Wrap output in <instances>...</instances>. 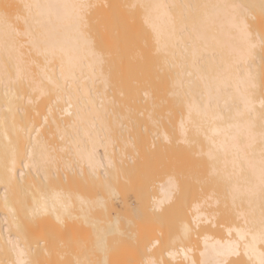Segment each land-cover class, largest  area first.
Wrapping results in <instances>:
<instances>
[{"label":"bare ground","instance_id":"1","mask_svg":"<svg viewBox=\"0 0 264 264\" xmlns=\"http://www.w3.org/2000/svg\"><path fill=\"white\" fill-rule=\"evenodd\" d=\"M104 2L107 9L97 7L99 0H0V264H160L162 254L176 264H264V48L245 6L264 0ZM124 8L126 26L117 13ZM113 26L123 47L140 33L155 45L164 72L162 102L178 113L170 123L180 142L182 176L159 181L156 189L152 185L151 200L136 207L125 199L106 207L111 198L92 201L63 187L49 195L37 189L38 197L35 176L46 178V165L54 169L58 152L38 136L39 125L34 128L29 113L50 85L70 114L67 122L52 119L66 141L57 149L72 153L78 176L87 175L101 188L110 181L120 186L127 167L136 165V153L130 154L135 151L127 149L130 135L115 128L120 120L109 118L113 101L106 55H114L116 47L106 32ZM99 32L107 41L102 48ZM117 139L123 147L116 146ZM142 183L124 184L138 197ZM175 195L186 202L192 198L184 203L190 215L178 232L194 248L181 245L164 253L158 241L147 242V224L137 223L144 214L150 219L161 212L171 215L165 208ZM98 207L115 213L99 219ZM226 212H232L231 222ZM73 232L82 240L64 241ZM124 239L135 242L133 257L127 252L133 247L121 246Z\"/></svg>","mask_w":264,"mask_h":264},{"label":"rangeland","instance_id":"2","mask_svg":"<svg viewBox=\"0 0 264 264\" xmlns=\"http://www.w3.org/2000/svg\"><path fill=\"white\" fill-rule=\"evenodd\" d=\"M104 1L105 0H99V4L97 5V7H99V9H107L108 8V6L105 4ZM245 6L247 8L251 9V15L249 17V22H250L251 28L253 30H257V32H259V34L263 40L262 46L264 48V3L251 2V3H245ZM115 8H117L116 3H115ZM125 9L126 8H124L123 10L119 9L117 12L121 18V24L124 26L129 24L128 18H127L128 11ZM100 21L101 20L99 19L98 22L101 23ZM106 33H108L110 35L111 40H112L114 46L116 47V49H114V55L113 54L110 56L106 55V58L108 60L107 71L109 73V78H110L108 93L111 96L112 101H113V106H112L109 118L111 120L116 119V120L121 121L117 127L115 126V128L118 129L119 131L122 129L123 130L122 134L124 136L130 135V137H131L130 141L132 143L129 146H127V149L132 148V150L135 151V152H133L131 150V152H133V153L129 152L132 155L134 153H136V154H134V155H136V157L134 156L136 159V162H135L136 165H134L135 167L134 166L133 167L132 166L127 167V171H124L125 179L122 181H123V184L125 183L128 186L129 185L132 186V184H133L132 187H134V184L138 185V183H139V186H141L140 183H142V181L144 180L145 182L142 184L146 183L147 185L145 184V187L144 186H143L144 188L142 187L143 190H145L149 184L151 186L149 185V187H147V190H145L144 193H143V190L141 189L142 192L141 191H140L141 193L138 192L140 196L138 195V197L136 196L137 197L136 198L135 194H132V195L130 194L131 192L129 191V189L126 187L125 184H124L125 185L124 186L123 184L121 185V183H120V186H118L119 184L116 183L114 185V187L117 186L115 188V189H117L116 190L117 192L115 194L112 192V189H110L113 187V185H112L113 181H110L111 186H109L110 185V183H109L106 185V188H101V186L97 187V184H95V183L93 184L87 175L84 176L83 174H80L81 176H78L80 172L78 171L79 173L77 174L76 173L77 171H75L78 168V167H76L77 164L74 163L75 165L74 164L73 165L75 167H73L72 163H70L73 161V160H71V159H73L71 156L72 153H71V155H69L68 149H66V151H64V153H63V151H60L59 149H57L61 145H64V143L66 141L64 142V140H63L64 138L62 136L60 138L59 133L57 134L58 131H56V126H55V123L53 122L52 119L54 118L57 121L64 120L67 122L69 120L70 114H67L64 111L67 103H65L62 100H58L56 98V96L58 94L60 95V92L54 91V87L52 85H50V90H49L50 92L46 96L43 97L44 99L41 98L40 100H38L36 102L35 105H32L31 107L33 108V110L29 113L30 114L29 119L31 121H33L34 128L38 125L40 127V128L39 127L36 128V129H38V132H39L38 136L41 137L43 139V141H45V143H47V145L50 146V148L53 147L55 149L57 147L55 150H57L56 152H58V153H56L57 154V160H56V162H57L56 166L57 167L55 166L57 168L56 171L54 170L55 167H53L54 169H51L54 164L51 165L49 163L48 165H46L47 168L45 167L46 168L45 170H47V171L49 170L48 174L46 173L47 171H45V173H46V175L44 174V176H46L45 179L43 178L42 173L40 174V176L38 175L40 178L38 176H35L34 182L37 183V178L41 180V181L38 180V181H40L38 183V184H40V186L37 185L36 183H34V186L37 188L35 191V187H34L33 191L35 192V194H36V192H37V194H39L38 197L41 194L38 192L39 190H40V192L43 191V193H45V195L46 194L49 195L50 192L55 190V188L58 187L57 189L59 190V188L63 187L64 189L67 188V190L71 191V193L74 194L75 196L82 194L84 198H86L88 200L91 199L92 201H94V198L96 199V198L102 197V195L105 199L111 198L110 200L106 199V201H105V203H106L105 205H107L106 207H108L111 204V202H113L117 205L120 203L117 201H120L122 199L129 200V202L132 203L133 206L136 207L137 205L141 206L142 204H140V203H143L144 199H145V201H147L146 199L148 198L147 202H149V199L151 200V196L149 194H151V195L153 194L152 191H154V187L156 186V184H158L157 182L163 181L166 178H181V176H182V172L180 171L181 169L179 168V156H178V147H179L180 142H179V139L177 137V132H175L173 129H171V127H173V126H171V123H170L171 121L173 122L172 125H174L176 123L175 121H177L176 119H178L177 118L178 113L176 112V110H174V108L168 109L167 108L168 104L167 103L164 104V102H162V99H161L162 92H161V89L159 87V84L163 80V73L164 72H163V68H162L161 63L159 62V60L156 57V53H154V50H155L154 43L152 42V40L147 35L140 33L139 35H137V36L135 35L133 37L131 44L129 46L123 47V45L120 43V40H119L121 37V33L118 32V30L116 29L115 26L110 28V30L107 31ZM97 41H98V45L100 48H102V46L107 42L106 37L101 32L98 33ZM127 80L130 84H129V86H127L125 88L123 86H124V82H126ZM97 87L101 88L102 85L98 84ZM17 91L20 92L18 88H17ZM49 110L51 111V116L47 117ZM45 117L47 120H44ZM151 118H153V120H155L154 124H152ZM34 128H33V131L36 130ZM164 129H165V131H164ZM163 133H166V136L163 135ZM60 143H62V144L60 145ZM116 146L123 147V140L119 139L116 142ZM113 148H115V147H113ZM103 151H104L103 148L101 150L99 149L100 153H103ZM125 152H126V150H125ZM127 152H128V150H127ZM115 153H116L115 155L118 156L117 154H119L120 152L116 150ZM116 156H115L114 160L118 164V161H116V159H117ZM113 157H114V153H113ZM67 160H70V161H67ZM68 162L71 164L70 166H72L73 168H70V166H66ZM73 162H75V161H73ZM48 166H50L49 169H48ZM63 166H64V168H62ZM67 167H69V169ZM186 168H187V166H186ZM59 169H61V170H59ZM70 169H72V170H70ZM63 170H65L67 172L64 173ZM52 171H53V175H55L56 173H57V175L52 176V173H51ZM73 171H75V172L73 173ZM71 172L73 175H70ZM66 173L69 175H67ZM64 174H66V175H64ZM47 175H49L48 177H50V178L47 179ZM61 176L62 177L66 176V177L62 178ZM54 177H56L57 179H58V177L61 178L58 180H60V182L62 184L61 183L59 184L58 183L59 181L56 180ZM185 178H187V176ZM43 179H44L45 183H44ZM63 179H65V180L67 179V180L65 181ZM57 183L59 184V186ZM114 183L115 182H113V184ZM122 186L126 187L128 190L125 188V191L124 190L122 191V189H124ZM39 187H41V188L43 187L42 190ZM120 187H122V188H120ZM156 187H155V189H156ZM137 188H139V187L137 186ZM37 189H39V190L37 191ZM132 189H133V191L135 190L134 188H132ZM126 190H127V192H126ZM137 191H138V189H137ZM123 193H125V195L126 194L127 195L125 196ZM145 193H146V195H145ZM37 194H36V196H37ZM143 194H144V196H143ZM176 195L174 197L175 200L173 199L174 201L172 200V203L168 204L165 208V212L172 210L173 212L175 211L174 213L169 211L168 214H171V215H167L165 213L167 215V216H165V214H161L162 213L161 212L158 214L160 216L156 215V217L153 216L151 219L147 218L146 217L147 215L143 213L144 219L142 218L143 220H141V221H139V223H137V224H143V222H144L145 224H147V227L145 225L146 230L148 229L147 230L148 234L146 235L147 236V239H146L147 242L152 243V242H154V240L158 241L157 247L161 248L160 250L162 252L164 251V253H165V251L168 252V250L169 251H171L173 249L179 250L181 248L180 247L181 245L186 246V247L191 246L194 248L193 242L187 238L181 237L182 234H180V233H182V232L181 231L178 232L179 230H182L181 229V226H182L181 223L184 222L185 218H187L186 216H188L190 214H189V212H187V211H189V210H187L189 208H187L184 204L187 200H185V199L181 200L178 198V196L176 197ZM93 196H95V197H93ZM143 197H145V198H143ZM188 198L191 201L192 198H190V197H188ZM137 199L138 200L140 199V200L137 201ZM176 199H179V200L177 201ZM145 201H144V204L147 205V202H145ZM190 201H188V202H190ZM109 202H110V204H109ZM138 202H140V203H138ZM188 202H186V203H188ZM181 203H183V204H181ZM183 205L185 206V208ZM175 206H176V208H175ZM106 207H104V208L102 207V209L101 208L99 209V207H98V209L95 208L94 213H96L98 215L97 218L99 217V215H102V213H103V215L105 216L104 220H107V219H109V216H112L110 214L115 213L112 210V207L107 208V209H106ZM173 207L175 210L172 209ZM180 208H183V209H180ZM103 209H105V210H103ZM98 210H100V211H98ZM109 210L111 211L110 213L108 212ZM104 211H105V213H104ZM176 211L178 214L176 213ZM219 212H221V210ZM224 212H223V214H224ZM228 213L230 215H227ZM228 213L226 212V218H229V219L232 218V216H233L232 212L231 213L228 212ZM96 214H94L93 217L96 218ZM219 214H221V213H219ZM103 215L100 216L99 219L100 218L102 219ZM216 216H218V215L216 214ZM224 216L221 215V217H220V215H219L218 220L221 221V223L223 222L224 224H226V220H228V219H224ZM227 216H229V217H227ZM141 217H143V216H141ZM188 219H189V217H188ZM231 220L232 219H230L229 221L231 222ZM229 221H227V224H229L228 223ZM123 223H125V222H123ZM148 225H150V227H148ZM176 226H177V229H176ZM175 231H177L178 234L175 233ZM72 234H74L75 236H73ZM174 234L175 235L177 234V236L181 237L180 241L179 240L177 241L175 239V238H177V236L174 237ZM65 237H67V236H65ZM77 237H78V240H74V241L72 240L74 238L77 239ZM59 238H58V240H61V241L64 240V237H61V239H59ZM58 240L56 239V241H58ZM69 240H71L72 241L71 243L74 244L75 241L82 240V237L81 236L79 237L78 234L73 232V233H69L68 238H65L64 241L69 243L70 242ZM175 240H176V242H175ZM67 243L63 242V244H67ZM123 243L125 245L126 244L130 245V247H133L132 249H129V251L131 250L130 252L127 251L128 254L130 253V255H128L129 257L131 256L134 248H135L134 251L135 252L137 251L136 244L133 240L131 241V239H130L127 242V240L124 239V242L121 243V246H123ZM173 243H175V244H173ZM173 246H176V247L173 248ZM127 247H129V246H127ZM177 247H180V248L177 249ZM67 249L70 250V248H67ZM69 250L64 251V254L67 253L66 254L67 257L70 256L68 254ZM161 251H160V253H162ZM135 252H133V253H135ZM162 255H161L162 259H159V257H158L160 262L157 259V263L159 262L160 264H176L175 262L171 261V259H169L166 255L164 256L166 258H163ZM131 257H133V256H131ZM162 260H164V262ZM161 261H162V263H161Z\"/></svg>","mask_w":264,"mask_h":264}]
</instances>
